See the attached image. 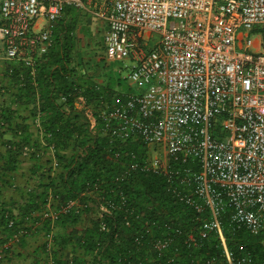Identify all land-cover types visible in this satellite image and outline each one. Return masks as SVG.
Segmentation results:
<instances>
[{"label":"built area","instance_id":"built-area-1","mask_svg":"<svg viewBox=\"0 0 264 264\" xmlns=\"http://www.w3.org/2000/svg\"><path fill=\"white\" fill-rule=\"evenodd\" d=\"M98 1L95 14L109 25L107 58L129 60V77L140 88L127 101L104 110L109 122H119L114 133L123 140L139 133L149 148V165L181 177L187 190L180 196L198 212H210L201 218L199 233L204 238L221 234L225 264H264L252 254L236 255L223 233L227 210L239 228L253 234L264 231V0ZM70 7L88 8V3L0 0L4 57L35 74L38 58L54 45L56 24ZM254 30L261 38L251 37ZM78 107L86 109L95 126L85 97H79ZM35 151L32 145L24 149L26 154ZM36 152L41 157L44 149ZM170 157L183 163L193 160L198 168L170 169ZM78 206L76 200L59 205L51 196L27 221L30 225L40 212L53 236L60 216ZM14 214L7 218L10 226L19 219L20 212ZM3 228L0 222V238ZM29 232L23 227L0 246L19 243ZM188 238L194 241L195 233ZM50 264H56L54 258Z\"/></svg>","mask_w":264,"mask_h":264},{"label":"trees","instance_id":"trees-1","mask_svg":"<svg viewBox=\"0 0 264 264\" xmlns=\"http://www.w3.org/2000/svg\"><path fill=\"white\" fill-rule=\"evenodd\" d=\"M62 20L57 22L60 30L56 32L58 25L54 31V45L38 58L35 74L22 63L9 64L14 95L24 104L33 103L41 113L44 138L47 146L54 147L58 165L55 169L51 160H37L32 172L40 176V188L31 189L22 204L15 202L11 207L0 199L4 204L0 243L4 245L23 227L31 228L27 215L41 211L53 196L59 205L70 200L79 205L57 220L66 229L56 237L59 250L72 249L62 258L54 257L56 264H225L221 234L211 232L204 238L199 233L201 218L209 217L210 212H198L180 196L187 190L181 177L149 165V148L139 133L126 140L114 133L119 122H109L103 112L127 101L130 93L97 83L85 60L79 68L74 22ZM80 96L92 107L95 126L86 109L78 107ZM15 117L10 106L1 108L0 143L6 147V152L0 153L3 180L18 170L26 146L42 150L40 144H31L28 136L14 143L2 140L7 132L3 126H10ZM36 151L31 152L33 157H37ZM137 162L140 165L132 168ZM169 166L198 168L193 160L183 163L173 157ZM105 205L108 210L102 209ZM14 207L20 209L19 219L10 226L7 218L15 217ZM45 227L51 230L49 221ZM191 231L196 235L194 241L188 238ZM223 233L226 245L236 255L264 259V231L253 234L246 227L239 228L229 210L223 215ZM163 243L167 245L161 246ZM5 249L8 254L10 249Z\"/></svg>","mask_w":264,"mask_h":264},{"label":"crops","instance_id":"crops-1","mask_svg":"<svg viewBox=\"0 0 264 264\" xmlns=\"http://www.w3.org/2000/svg\"><path fill=\"white\" fill-rule=\"evenodd\" d=\"M86 1L88 3V8H85L86 11L89 12L90 9L94 11L89 12L91 29L95 27L99 31H105L106 34L109 29L108 22L95 14L100 8V2L98 0ZM76 14H72L70 11L67 12L62 18L64 20L61 19V22L68 24L75 22L76 18L74 19V16ZM56 27L57 32L61 28V25L57 23ZM76 52L77 48L75 49V59L78 60V54H76ZM3 54L4 52L0 51V110L3 107L10 106V108L15 111L16 117L13 119L10 126H3L7 132L4 134L2 140L4 142L14 143L28 136L31 144L36 142L44 149L41 157H33L31 153L26 154L24 152L20 157L21 161L18 170L11 175H6L4 178L5 180L0 179V199H2L5 204L12 207L15 202L22 204L25 196L28 195L31 189L40 188L38 187L40 176L32 172L33 166L37 160H40L42 163L51 160V165L56 164L57 160L53 148L45 145L46 141L44 138L41 113L36 110L33 103L24 104L22 101H18L17 97L14 95L16 90L14 89V82L9 72V64L11 62L8 61ZM105 55H107V53ZM90 56L93 58V62H86L89 74L92 76L93 80L103 86L110 84L105 76L100 75L101 70H103L100 64L105 60L102 59L105 56L95 55V53ZM91 108L92 107L89 106L87 110ZM23 127H25V132H23ZM5 148V145L0 143L1 154L6 152ZM1 162L3 161L1 160ZM49 192L51 193V190H49ZM14 211L20 212V209L14 207ZM30 226V232L27 236L23 237L22 243H20L22 240L19 243H9L8 247H6L7 249L10 247V250L8 249V254L4 246H0V264H50L52 258L61 257L64 252L66 253L68 250L70 251L72 249V247L69 246L63 251L59 250L60 243L59 241L57 242V240L60 239L56 237L64 235L66 229L62 225L56 224L52 236L50 230L45 227V221L42 219L40 212L35 213V221H33Z\"/></svg>","mask_w":264,"mask_h":264},{"label":"rangeland","instance_id":"rangeland-1","mask_svg":"<svg viewBox=\"0 0 264 264\" xmlns=\"http://www.w3.org/2000/svg\"><path fill=\"white\" fill-rule=\"evenodd\" d=\"M89 12L85 8L78 7H71L70 10V13L76 14L74 16L76 21L74 22L73 34L75 35L77 45L76 54H78L79 68L84 60L88 61V63L93 62V58L90 56L93 53L95 55L105 56L102 58L105 60L103 62L101 61L102 63L100 62L101 69H103L100 75L105 76L107 81L121 92L132 93L139 91L138 84L129 77L130 68L128 66L131 62L122 59H107V55H105V31H99L95 27L91 29ZM251 37L258 39L261 38V35L258 31L254 30L251 32Z\"/></svg>","mask_w":264,"mask_h":264}]
</instances>
